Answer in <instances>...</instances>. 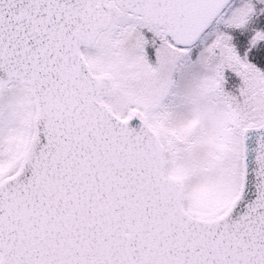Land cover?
I'll return each instance as SVG.
<instances>
[{
    "label": "snow or ice",
    "instance_id": "obj_1",
    "mask_svg": "<svg viewBox=\"0 0 264 264\" xmlns=\"http://www.w3.org/2000/svg\"><path fill=\"white\" fill-rule=\"evenodd\" d=\"M0 264H264V0H0Z\"/></svg>",
    "mask_w": 264,
    "mask_h": 264
}]
</instances>
